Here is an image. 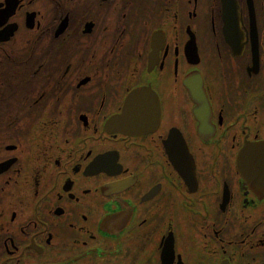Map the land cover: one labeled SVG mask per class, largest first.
Here are the masks:
<instances>
[{"label": "flooded vegetation", "instance_id": "1", "mask_svg": "<svg viewBox=\"0 0 264 264\" xmlns=\"http://www.w3.org/2000/svg\"><path fill=\"white\" fill-rule=\"evenodd\" d=\"M262 142L264 0H0V264H264Z\"/></svg>", "mask_w": 264, "mask_h": 264}, {"label": "water", "instance_id": "2", "mask_svg": "<svg viewBox=\"0 0 264 264\" xmlns=\"http://www.w3.org/2000/svg\"><path fill=\"white\" fill-rule=\"evenodd\" d=\"M142 89H138L136 91H141ZM143 94L152 95V93L143 88ZM146 100H143V104ZM125 107L122 114L119 116V121L125 120ZM152 114L143 115V119L146 118L147 121L143 120V132L141 133H149L148 126H151L152 121L150 120ZM158 116L156 122H158ZM147 127V128H146ZM237 166L239 172L242 176L249 182L252 183L253 186H256L260 189L264 190V142L259 143L255 146H244L237 155Z\"/></svg>", "mask_w": 264, "mask_h": 264}, {"label": "rangeland", "instance_id": "3", "mask_svg": "<svg viewBox=\"0 0 264 264\" xmlns=\"http://www.w3.org/2000/svg\"><path fill=\"white\" fill-rule=\"evenodd\" d=\"M177 210H178V220L182 221V218L180 215H184V212H182L180 209H177Z\"/></svg>", "mask_w": 264, "mask_h": 264}]
</instances>
